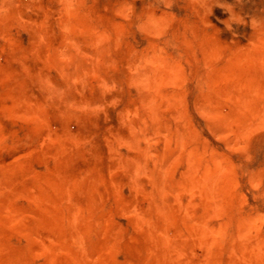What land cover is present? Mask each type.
<instances>
[{
  "label": "rangeland",
  "instance_id": "374dc122",
  "mask_svg": "<svg viewBox=\"0 0 264 264\" xmlns=\"http://www.w3.org/2000/svg\"><path fill=\"white\" fill-rule=\"evenodd\" d=\"M263 261L264 0H0V264Z\"/></svg>",
  "mask_w": 264,
  "mask_h": 264
},
{
  "label": "bare ground",
  "instance_id": "6f19581e",
  "mask_svg": "<svg viewBox=\"0 0 264 264\" xmlns=\"http://www.w3.org/2000/svg\"><path fill=\"white\" fill-rule=\"evenodd\" d=\"M198 238V237H197ZM198 242H199V240H198ZM177 246V245H176ZM171 250V249H170ZM253 254H255V253H253ZM258 254V253H257ZM262 255V254H261ZM249 260V259H248ZM250 263V262H249ZM252 263V262H251ZM263 264H264V261H263Z\"/></svg>",
  "mask_w": 264,
  "mask_h": 264
}]
</instances>
